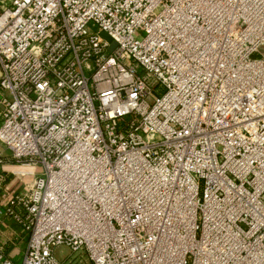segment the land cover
<instances>
[{
    "label": "built area",
    "instance_id": "2783aa9c",
    "mask_svg": "<svg viewBox=\"0 0 264 264\" xmlns=\"http://www.w3.org/2000/svg\"><path fill=\"white\" fill-rule=\"evenodd\" d=\"M1 2L0 264H264V0Z\"/></svg>",
    "mask_w": 264,
    "mask_h": 264
},
{
    "label": "crops",
    "instance_id": "0c3cea01",
    "mask_svg": "<svg viewBox=\"0 0 264 264\" xmlns=\"http://www.w3.org/2000/svg\"><path fill=\"white\" fill-rule=\"evenodd\" d=\"M3 168L0 166V175H4ZM4 184L14 187L15 181L11 176H5ZM3 190L0 189V210L3 208ZM28 235L24 229L17 224L12 218L5 216L0 212V244H4L5 249L10 257L19 262L24 249L26 248Z\"/></svg>",
    "mask_w": 264,
    "mask_h": 264
},
{
    "label": "rangeland",
    "instance_id": "374dc122",
    "mask_svg": "<svg viewBox=\"0 0 264 264\" xmlns=\"http://www.w3.org/2000/svg\"><path fill=\"white\" fill-rule=\"evenodd\" d=\"M1 4H2V2L0 0V5ZM68 253H69V249L66 246H61V247L56 249V255L58 256L59 259H64ZM78 257L82 258V260L86 261V259L83 258L80 254L78 255ZM89 264H91V263L89 262Z\"/></svg>",
    "mask_w": 264,
    "mask_h": 264
},
{
    "label": "water",
    "instance_id": "95a60500",
    "mask_svg": "<svg viewBox=\"0 0 264 264\" xmlns=\"http://www.w3.org/2000/svg\"><path fill=\"white\" fill-rule=\"evenodd\" d=\"M103 36H104L105 38H107L108 40L111 39L110 36H109L107 33H103Z\"/></svg>",
    "mask_w": 264,
    "mask_h": 264
}]
</instances>
